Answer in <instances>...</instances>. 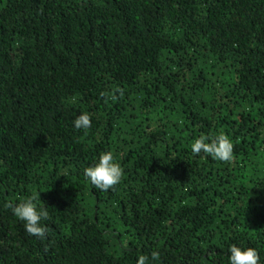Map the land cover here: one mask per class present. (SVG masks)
<instances>
[{
	"label": "trees",
	"instance_id": "trees-1",
	"mask_svg": "<svg viewBox=\"0 0 264 264\" xmlns=\"http://www.w3.org/2000/svg\"><path fill=\"white\" fill-rule=\"evenodd\" d=\"M221 132L230 161L192 153ZM107 151L124 175L101 191L83 171ZM27 198L44 238L9 207ZM233 244L264 264V0H0V264H229Z\"/></svg>",
	"mask_w": 264,
	"mask_h": 264
},
{
	"label": "clouds",
	"instance_id": "clouds-1",
	"mask_svg": "<svg viewBox=\"0 0 264 264\" xmlns=\"http://www.w3.org/2000/svg\"><path fill=\"white\" fill-rule=\"evenodd\" d=\"M77 130H86L91 127V115L82 112L73 121ZM193 154L205 153L213 159L228 162L234 155L233 141L224 133L215 136L201 135L190 145ZM92 185L101 191H108L119 184L124 175V169L117 162L113 152H102L92 166L83 171ZM12 214L24 222L25 231L32 236L44 238L47 226L42 222L48 219L47 209L40 206L32 198H27L16 205H10ZM229 264H260V255L255 248H243L235 244L229 248ZM160 260V253L153 251L151 255H140L136 264H155Z\"/></svg>",
	"mask_w": 264,
	"mask_h": 264
}]
</instances>
